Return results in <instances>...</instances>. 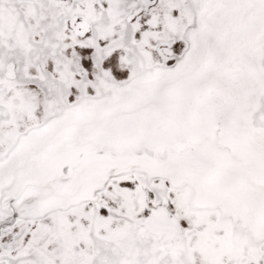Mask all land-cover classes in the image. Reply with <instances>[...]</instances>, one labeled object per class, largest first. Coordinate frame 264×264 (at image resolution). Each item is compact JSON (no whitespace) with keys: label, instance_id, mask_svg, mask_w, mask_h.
<instances>
[{"label":"rangeland","instance_id":"obj_1","mask_svg":"<svg viewBox=\"0 0 264 264\" xmlns=\"http://www.w3.org/2000/svg\"><path fill=\"white\" fill-rule=\"evenodd\" d=\"M0 264H264V0H0Z\"/></svg>","mask_w":264,"mask_h":264}]
</instances>
